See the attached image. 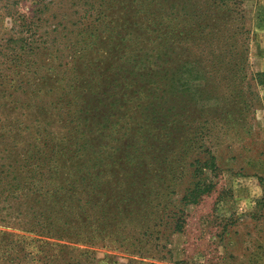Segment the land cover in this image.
<instances>
[{"label": "trees", "instance_id": "trees-1", "mask_svg": "<svg viewBox=\"0 0 264 264\" xmlns=\"http://www.w3.org/2000/svg\"><path fill=\"white\" fill-rule=\"evenodd\" d=\"M239 5L85 0L66 79L53 52L15 65L20 85L60 88L0 90V264H98L90 248L165 259L182 209L209 191L197 179L215 167L211 142L246 133ZM251 219L264 238V218ZM253 243L242 264H264V240Z\"/></svg>", "mask_w": 264, "mask_h": 264}, {"label": "rangeland", "instance_id": "rangeland-1", "mask_svg": "<svg viewBox=\"0 0 264 264\" xmlns=\"http://www.w3.org/2000/svg\"><path fill=\"white\" fill-rule=\"evenodd\" d=\"M85 8V0L84 4L83 0H0V74L5 77L0 90L13 95L58 90V78L66 79L62 67L67 39ZM239 9L240 18L234 25L245 31L242 39L246 37L248 87L244 91L250 103L243 128L246 133L211 142L215 167L203 170L197 179L209 191L182 209V228L167 237L168 254L163 261L90 248L96 252L98 264H126L128 259L142 264H242L255 250L253 241L264 240L262 220H249L264 218V0H240ZM38 51L35 62L39 64L49 53L58 57L49 58L57 86L52 85L53 80L45 86L42 82L20 85L22 76L16 72L33 61ZM18 64L19 70L15 68ZM44 68L47 66L34 76H45ZM32 72L33 67L25 76Z\"/></svg>", "mask_w": 264, "mask_h": 264}]
</instances>
